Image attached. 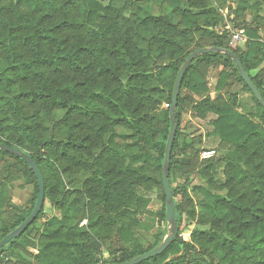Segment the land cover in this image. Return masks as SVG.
<instances>
[{"label":"trees","instance_id":"trees-1","mask_svg":"<svg viewBox=\"0 0 264 264\" xmlns=\"http://www.w3.org/2000/svg\"><path fill=\"white\" fill-rule=\"evenodd\" d=\"M141 1L150 0H0V144L33 158L45 201L57 212L49 216L44 203L33 224L0 249V264H122L161 245L167 228L152 233L148 246L137 231L150 214L145 192L161 186L165 201L172 95L195 51H232L264 98V0H167L159 14ZM226 14L233 15L232 29L245 31L243 48L230 46L228 29L218 31ZM211 71L218 72L214 97ZM234 84L240 92H231ZM243 92L252 106L241 102ZM163 95L168 109L156 115ZM188 109L193 119L214 116L207 137L224 156L201 160L203 136L181 131ZM175 120L169 178L176 232L164 253L140 264H221L230 257L231 264H264V107L232 57H195ZM0 158L20 163L32 188L29 208H21L0 186L1 241L32 214L39 188L21 157L0 150ZM69 173L86 176L80 187H69ZM194 176L206 185L192 186ZM7 207L15 212L12 224L2 220ZM184 212L197 222L191 240L182 229ZM160 217L167 223L166 201ZM116 241L125 245L114 247ZM30 247L31 260L20 252Z\"/></svg>","mask_w":264,"mask_h":264},{"label":"rangeland","instance_id":"rangeland-1","mask_svg":"<svg viewBox=\"0 0 264 264\" xmlns=\"http://www.w3.org/2000/svg\"><path fill=\"white\" fill-rule=\"evenodd\" d=\"M139 1V0H138ZM213 1V0H211ZM142 4H148L149 8L155 13L159 14V12L166 13L167 9L169 8V2L167 0H150L149 2L147 1H141ZM253 2V0H252ZM119 5H122V2H118ZM162 7V9H160ZM228 13V12H227ZM226 20L224 24H222L220 27H218V31L221 33L225 30H229V26L232 28V23L230 20H232L233 15L229 18L228 14H226ZM247 19H250L251 14H247ZM241 30V29H239ZM233 29L232 31L230 30V46L232 48L239 47V45L243 46L247 44L248 41L241 42L239 40L235 41L233 38ZM232 41L234 42V45L232 44ZM240 48V47H239ZM213 76H217L218 72L217 71H211L210 73ZM242 86L238 84H234L231 87V92H240ZM244 96V95H243ZM162 100V105L159 107V110L154 112V114H159L160 111L163 112L164 110L168 109V104L166 102V96L163 95L160 97ZM246 100H250V96H246ZM251 102V101H250ZM190 109L184 114V117L182 119L181 123V131L184 137L192 136L194 135L195 137H199L200 133L202 131V128H204L205 132L209 131V124L207 122H199L195 119H190ZM60 115V113L58 114ZM201 127V128H200ZM202 147L204 148L201 153L200 157L208 148H212L216 151V154L214 155L213 158H218L221 156H224L227 151H225L221 146H218V142H213L209 141L205 143V145ZM22 165L15 161L14 159L11 158H0V186L1 185H6L9 188L10 194L12 195L13 202L21 205L22 203L25 205L24 208H29V203L27 202L28 199L31 198V193H32V188L29 186H26V180L23 177V174L20 172V168ZM216 177L218 179V182L223 181V172H222V167H216ZM66 181L69 184L70 188H77L80 187L83 180L85 179V175L83 173H74V174H65ZM175 183H180L177 182L175 179ZM200 183L206 185V182L200 177V176H195L194 181L192 182V186L194 185H199ZM200 184V185H202ZM144 191V190H143ZM162 194H163V188L161 186H157L153 188L152 190L145 192V196L149 197L151 199V204L148 208L149 210V215L144 216L142 218L143 221V228L142 230L137 231L138 236L142 237V241H144V245L148 246L150 242L147 239H150L152 233H156L158 230H164L167 228V233H168V224L164 223L161 220L160 214L164 208L165 201L162 199ZM176 200L179 202H185L183 200V197L181 195L177 196ZM9 206V204H8ZM184 206L186 207V203H184ZM186 209V208H185ZM184 209V210H185ZM45 210L49 216H52L53 214L57 213L56 211L53 210L52 206L48 201H45ZM15 212L11 207H7L4 209L2 212V220L3 222H6L8 224H12L13 219H14ZM197 228V222L193 220L186 212H184L183 220H182V229L184 230V235L191 240L192 238V233L194 229ZM146 240H144L145 238ZM166 237V236H165ZM1 239V236H0ZM33 243L36 242V240H31ZM147 241V242H146ZM122 245H125L121 243L120 241H116V243L113 245L114 247H121ZM20 251V250H19ZM104 251V256L105 258L108 257V251L106 248L103 249ZM23 255H25L29 260L32 259L31 255H34L35 249L33 247L28 248V251H20ZM232 259L231 257L226 260L222 261L221 264H231ZM236 262L235 264H237ZM3 264H18L13 259L10 260H5ZM24 264V263H22Z\"/></svg>","mask_w":264,"mask_h":264},{"label":"water","instance_id":"water-1","mask_svg":"<svg viewBox=\"0 0 264 264\" xmlns=\"http://www.w3.org/2000/svg\"><path fill=\"white\" fill-rule=\"evenodd\" d=\"M212 51H218L224 54L229 55L232 57V59L235 61L239 74L245 84L248 86V88L251 90L253 95L256 97V99L259 101V103L264 107V98L259 91L258 87L254 84L253 80L249 76V74L246 72L241 60L235 56V54L232 51L219 49V48H211V49H203L195 51L190 57L186 60L184 65L182 66L180 73L176 79L173 95H172V105H171V130L167 142V148H166V154L164 159V165L162 169V182L164 187V194H165V201H166V221L168 224V233L166 237H164L161 245L153 249L152 251L143 254L136 259L122 263V264H140L143 261L149 260L151 258L157 257L165 252V250L169 247V245L172 243L174 239V235L176 232V220H175V202L172 195V188L170 184V167H171V158H172V151H173V144L176 138L177 133V123L175 120V112L178 106V99L181 91V86L183 82L184 75L187 71L188 66L192 63V61L195 59V57L205 54ZM0 150L2 151H8L10 153H13L19 157H21L31 168V170L36 175L37 181H38V198L34 207V210L32 214L26 219V221L20 225L18 228L13 230L11 233H9L4 239L0 241V249H2L6 244L10 243L13 239L18 238L21 236L28 228L33 224V222L38 218L42 207L45 203V184L44 179L41 174V171L37 165V163L33 160V158L24 153L23 151L8 146L5 144H0Z\"/></svg>","mask_w":264,"mask_h":264},{"label":"crops","instance_id":"crops-1","mask_svg":"<svg viewBox=\"0 0 264 264\" xmlns=\"http://www.w3.org/2000/svg\"><path fill=\"white\" fill-rule=\"evenodd\" d=\"M227 13V12H226ZM225 29H226V27H225ZM232 31V28H231V26H229V31ZM239 29H233V33H235V32H237ZM232 33V34H233ZM245 38V39H244ZM243 38V41H241V42H245V41H248L249 39H248V37L245 35V37ZM238 46L240 47V48H243V46H241V45H239L238 44ZM245 46V45H244ZM216 83H217V81H216V76H213V75H209V78H208V88H209V95H211L212 97H214L215 96V86H216ZM244 95V96H243ZM247 95H249V94H247V93H242L241 94V96H240V100H241V102L242 103H244V104H248V105H250V106H252V102H250L251 101V99L250 100H246V96ZM250 96V95H249ZM238 111H240V112H242L243 111V108H238ZM189 117H190V119H193L192 117H191V113H190V115H189ZM214 118V116H210L209 118H208V120H206V121H203V120H199V119H195V120H197V121H199V122H202V123H204V122H207L208 124H209V121L211 120V119H213ZM201 128V127H200ZM209 128H210V125H209ZM212 129L210 128V130L209 131H207V132H205V130H204V128H202V131H201V133H200V135H202L203 136V146L205 145V143H207V142H211L212 141V139L214 140V141H216V142H218L217 140H215L216 138H212V137H207V133H209L210 131H211ZM192 137H195L194 135H192ZM206 151H215L214 149H212V148H208V150H206ZM216 152V151H215ZM216 154V153H215ZM201 158V160H209V159H204V158H202V156L200 157ZM213 158V157H212ZM212 158H210V159H212ZM195 177V176H194ZM28 201H29V199H28ZM27 201V202H28ZM12 202H13V199H12ZM13 204L14 205H16V206H18V207H21V208H24V206L26 205H24L23 203L21 204V205H18V204H16V203H14L13 202Z\"/></svg>","mask_w":264,"mask_h":264},{"label":"built area","instance_id":"built-area-1","mask_svg":"<svg viewBox=\"0 0 264 264\" xmlns=\"http://www.w3.org/2000/svg\"><path fill=\"white\" fill-rule=\"evenodd\" d=\"M245 35H246L245 31L243 29H241V30H238L237 32H235L233 34V38L235 41H237V40L243 41V38L245 37ZM232 44L234 45L233 41H232ZM215 153H216L215 151H206L202 154V158L210 159V158L214 157Z\"/></svg>","mask_w":264,"mask_h":264}]
</instances>
